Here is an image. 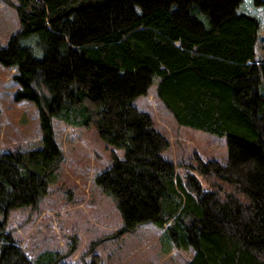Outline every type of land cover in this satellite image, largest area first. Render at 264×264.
I'll list each match as a JSON object with an SVG mask.
<instances>
[{
  "label": "trees",
  "instance_id": "16d2710c",
  "mask_svg": "<svg viewBox=\"0 0 264 264\" xmlns=\"http://www.w3.org/2000/svg\"><path fill=\"white\" fill-rule=\"evenodd\" d=\"M238 3L15 0L19 27L0 46V64L16 68L14 99L35 105L41 145L0 153V264H77L62 260L78 244L73 233L65 252L31 259L5 229L13 208L33 207L56 179L53 116L93 126L122 148L94 176L117 204L115 234L151 222L162 228L164 251L192 248L171 264H264V57L253 53L257 18L237 12ZM152 75L177 124L225 136V161L193 154L186 166L205 189L191 172L174 173L161 154L167 138L134 103ZM96 242L82 264H103Z\"/></svg>",
  "mask_w": 264,
  "mask_h": 264
},
{
  "label": "rangeland",
  "instance_id": "374dc122",
  "mask_svg": "<svg viewBox=\"0 0 264 264\" xmlns=\"http://www.w3.org/2000/svg\"><path fill=\"white\" fill-rule=\"evenodd\" d=\"M15 0H0V46L19 27ZM236 11L252 14L258 25L253 53L264 57V4L254 0H239ZM34 36V35H33ZM35 41V36H34ZM33 53L40 50L35 44ZM14 66L0 64V153L9 149H25L41 145L38 114L35 105L25 99H14L17 83L12 75ZM156 77L152 75L146 92L135 96L134 103L150 114L156 130L167 138L162 156L173 162L174 173L182 178L185 172L195 175L186 167L193 154L201 159L225 161V136L207 133L199 128L179 125L155 93ZM52 137L61 150L56 168V179L48 183L47 191L33 207L23 206L10 211L5 229L11 232L24 253L31 259L42 250L65 252L69 235L78 241L76 248L62 260L82 264L89 260L86 252L90 242L97 240V252L103 264H171L192 256V248L162 249L161 230L151 222H141L134 230L115 234L122 221L113 196L102 192L94 176L111 163V150L121 156L122 148L111 146L97 135L93 126L85 127L53 116Z\"/></svg>",
  "mask_w": 264,
  "mask_h": 264
}]
</instances>
